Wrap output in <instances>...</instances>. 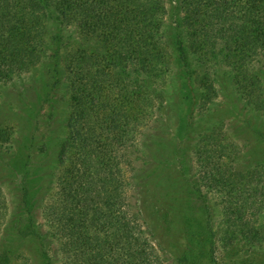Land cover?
Instances as JSON below:
<instances>
[{"label": "trees", "instance_id": "1", "mask_svg": "<svg viewBox=\"0 0 264 264\" xmlns=\"http://www.w3.org/2000/svg\"><path fill=\"white\" fill-rule=\"evenodd\" d=\"M179 4L177 27L184 38L187 70L182 73L187 80L213 84L227 76L243 101L262 109L264 0ZM166 11V0H0V85L17 84V79L22 83L47 58L55 60L52 76L62 72L57 56L66 64L68 134L61 146L56 193L48 205L64 239L66 264L154 261L150 244L140 239L139 215L126 192L133 162L146 156L137 140L152 130L158 111L166 109L162 94L153 89L170 72L161 29ZM51 21L59 31L50 48ZM63 27L73 32L75 41L62 43ZM189 52L195 71L187 60ZM60 80L55 78L41 92L42 103L53 102ZM206 148L203 140L196 149L200 178L228 198V219L235 226L248 217L252 203L231 179L247 186L254 175L241 172L238 164L224 171L222 158L207 156ZM22 180L27 202L28 179ZM116 185L122 189L119 197ZM248 218L246 227L252 221Z\"/></svg>", "mask_w": 264, "mask_h": 264}, {"label": "rangeland", "instance_id": "2", "mask_svg": "<svg viewBox=\"0 0 264 264\" xmlns=\"http://www.w3.org/2000/svg\"><path fill=\"white\" fill-rule=\"evenodd\" d=\"M166 8L161 29L170 72L153 87L162 94L166 109L156 114L151 133L137 140L139 152L146 156L133 162L126 192L139 215V237L151 246V264H264V107L243 101L227 76L213 84L187 80L182 73L187 70L184 38L177 27L182 16L179 0H166ZM48 28L51 48L59 30L54 21ZM61 36L63 44L75 41L69 28L63 27ZM188 55L195 71L193 56ZM58 60L60 75L52 76L55 60L47 58L26 73L22 83L17 79V84L0 85V264H66L64 239L48 210L70 116L63 79L66 64L63 57ZM260 76L264 81V69ZM55 78L61 80L53 102L42 103L41 92ZM203 140L207 156L221 157L224 171L238 164L241 172L254 175L247 186L246 181L231 179L236 191L251 197L246 212L252 217L250 226L245 225L248 217L233 226L228 198L200 178L196 149ZM229 157L234 162L226 161ZM24 177L29 184L27 202ZM116 187L119 197L122 189Z\"/></svg>", "mask_w": 264, "mask_h": 264}]
</instances>
